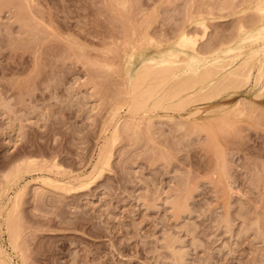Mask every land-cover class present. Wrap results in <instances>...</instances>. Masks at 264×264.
<instances>
[{"label":"rangeland","instance_id":"374dc122","mask_svg":"<svg viewBox=\"0 0 264 264\" xmlns=\"http://www.w3.org/2000/svg\"><path fill=\"white\" fill-rule=\"evenodd\" d=\"M130 1L132 4L129 11L117 12L110 0H34L36 18L44 19L54 32L50 34L45 28L41 33L36 31L38 34L34 32V41L28 43L24 38L21 41L27 43L20 45L17 44L20 40L18 32L15 33L18 26L15 28V24L13 27L12 24L11 27L5 25L8 22L2 15L5 20L0 21V116L3 115V118L0 117V177L3 170H7L20 156L40 157V160L44 157V160L51 158L48 161L56 157L58 163L72 174L88 170V162L95 154L99 141L100 124L105 117L103 114H106L104 110H108V98L103 99V103L99 94L105 91V95H110L111 92L113 94L112 87L115 86L113 90H116L114 83L118 80L115 76L117 74H111L107 65L117 61L111 68L116 71L114 65L120 64L122 51L131 40V33L133 36L139 32V36L145 30L149 36L155 34L153 37H173L184 22L185 9L188 10L191 6V11H194L204 0ZM216 1L218 4L220 0ZM110 7H113L112 10ZM200 9L205 11L199 6L194 12ZM140 10L143 11L139 12ZM212 12L216 17H225L207 22L209 33L211 31L210 34L207 33V38L217 30L213 27L220 26L218 29L222 33L229 26L228 22L231 24L232 19H235V16H227L230 13L227 14L228 11ZM143 18L147 24L142 23ZM215 21L220 22L213 24ZM143 24L145 25L142 26ZM14 38L15 41L11 40ZM12 41L18 45L17 48L11 45ZM119 67L120 65L117 71ZM89 78H93L94 83ZM249 95L250 92L244 89L229 94L223 100L232 104L239 99L237 97L248 98ZM88 98L96 100L97 105L106 104V108L101 105L102 112H97L100 115L94 114V120L89 119L93 116H90L92 112L83 106ZM2 104L7 106L3 107ZM207 106H199L201 114L198 113L196 119L198 124L210 126L213 132L209 127L210 131L206 129L207 133L200 130V133L189 137L180 136L177 138V141L180 140L178 142L169 137L167 145L174 153L166 151V156L171 153L176 161H169L172 164H168V168L167 164L161 162H157V166L151 165V155L146 152L145 142L130 149L124 141L122 144L128 149L118 145L112 160V171L104 174L85 192L79 193L80 196L73 195L74 198L71 196L65 201L54 194H47L48 196L41 198L42 202H37L35 200L41 199L32 198V187L37 184L34 186L31 183L24 200L27 203L22 207V217L26 221L24 229L27 228L24 230L25 242L22 245L27 251V264H171L166 261L169 258L168 251L157 241L164 231L175 234L179 232L177 234L184 240L183 250L187 252L186 264H264V128H261L264 127V121H261L264 120V110L255 114L258 116L257 120L242 118L239 122L244 123V130L242 124L237 123L241 128L235 124L238 129L237 126L233 129L238 131L234 132L230 128L233 134H228L226 129L221 134L218 130L216 132L213 122L210 121V125L206 122L203 109ZM162 123H157L156 126L162 127L161 131L165 129L168 132L169 123ZM166 124L169 126H165ZM13 127L19 128L16 134V131H11ZM214 132L216 134L212 135ZM162 133L168 134L164 131ZM210 135L214 137L213 140L216 139L214 141L217 145L210 140ZM173 143L177 146H173ZM119 151L123 153L120 154ZM213 166L217 171L221 168L222 172H214ZM176 167L185 168L181 177H173ZM188 168L190 174L186 173L189 172ZM225 169L230 177H224L223 173H227ZM134 170L138 177H134ZM195 173L198 174L194 175ZM205 173L207 176L215 174V177H204ZM33 176L34 174L26 177ZM135 178L140 183L137 184ZM225 178L232 187L231 192L228 185L225 186ZM171 183L178 185V188L187 184L188 188L196 189V192L193 189L190 200L193 214L189 216L192 226L194 225L193 236L197 240H194L193 245L191 241L194 237L192 239L190 234L175 229V222L165 213V207H160L159 211L146 212L132 200L131 195L135 193L137 196L144 188L150 194L159 185L168 187ZM29 192L32 194H28ZM239 198V203H245L244 209L249 211L247 213L245 210L250 216L247 217L248 221L249 218H260V229L251 227L252 230H257L254 231L256 234L247 229L245 221L243 224L241 218L237 217ZM65 217L67 220V217L71 219L66 220L67 224L63 223ZM226 218L232 226L229 227L230 234L217 228L219 221ZM61 221L63 225L59 223ZM252 222L246 224L250 226ZM240 228L246 230L244 235L239 233ZM257 232H261V236ZM237 234L241 236L238 237Z\"/></svg>","mask_w":264,"mask_h":264},{"label":"bare ground","instance_id":"6f19581e","mask_svg":"<svg viewBox=\"0 0 264 264\" xmlns=\"http://www.w3.org/2000/svg\"><path fill=\"white\" fill-rule=\"evenodd\" d=\"M110 1L115 8L114 10L117 12L126 10L129 11V8L131 7L130 4H132L130 0ZM191 1L193 2V0ZM215 1L216 0H204L200 3L202 6L199 4V6L206 12L201 9L194 12L199 9L197 3L196 5L198 6V9L196 8L194 11H191V6H189L190 10L185 9V13L183 12L184 20L181 19L184 22L180 26L178 24L180 28L177 32H175V34L173 33V37L167 38L166 35L165 38H160V36L153 37L155 34H153V36H149L145 30L140 32L139 36H137L139 32L138 34H133V36L131 33V40L126 43L124 50L121 48L123 51L120 64L118 62L120 65L118 71L117 67L119 65H114V68L116 66L115 70L117 73L111 69L113 68L112 66L115 62L114 59H116L115 56H117V54H115V56L113 55V57H115L113 59V64L110 63V65L108 64L107 66H109L108 70H111V74H113V72L117 74L115 76L118 77V80L115 79L117 82L114 83L116 85V90H113L115 89L114 86L112 87V91H114L113 94L111 92L112 95H105L107 91H105V93L100 92V96L98 95L101 101L108 98L106 99L108 102L105 100L106 104L108 103V108L105 107L106 104L105 106L104 104L97 105L96 100H93L92 98L89 100L90 96L83 103V106H85L90 113L92 112L91 114L89 113L90 116L93 115L89 118L90 120L92 117L95 118V116L100 115L98 114L100 113L98 111H101L102 106L108 109L106 111L104 110L106 114H103L105 117L102 118V124H100L99 141L96 144L95 154L92 156L90 162H88V170L85 169L86 171L80 174H72L71 171H68L69 169H65L58 163L55 156V158L51 161H48L51 158L44 160V157L43 160H40V157L37 159L36 157L23 156L22 154L20 155L23 157L20 156L18 158L17 156L18 159H16L15 156L14 158L16 160H14L11 165L6 168L7 170H3L0 177V264L28 263L26 255L27 251L23 248L25 242V240H23L25 233L24 230L27 228L24 229V223L26 221L22 217V215L24 216V214H22V207L26 202L24 200H26L25 197L27 196V191H29L28 189L32 185L31 183H34V186L37 184L35 187H32V189L34 188L33 191L31 189L33 193L32 198L34 199H43L47 194H54L55 197H58V199L63 198L62 200L65 201L66 198L71 196L74 198L75 195L89 189L98 179L104 177V174L112 171V160L115 152L118 149V145L121 144L123 147L126 146L122 144L124 141H126L129 148H134V146L139 145L138 143L145 142L146 152H150L149 154L151 155L149 158L151 165L157 166L156 163L161 162L163 164H167L166 167L168 168L172 164V162L170 164L169 161L174 159L170 155L174 152H172L171 148L167 145L169 137L172 141H177V138L180 136L189 137V135L197 133L200 130L206 132V129H208V131H210V126L207 127L204 126V124L200 125L196 119V115L201 112V108L199 106L202 104H204V106L208 105L206 109L202 108L205 111L206 122L208 124L210 121L213 122V126H215V129L217 128L216 132L218 130L221 134L225 131V129L228 134H230V128L233 129L234 126V128H236L238 125L237 123H240V125L243 123L239 122L242 118L246 117L247 119L249 118L253 121L255 119L257 120L258 116L255 114L259 111L263 112L262 110H264V0H218V4H216L217 1L216 3ZM34 4V0H0V21L4 16V18L6 17V22L9 23L5 25H8V27L10 25L11 27L12 24L13 27L15 24V28L18 26L17 28L19 31L15 30V33L18 32L20 40L17 44L19 43V45L22 43L24 44L27 40L29 41L28 43H30V41H34L33 39L35 34H38L36 31L41 33L40 31L43 32L44 28L50 34L51 32H54V30H51L49 27V23L47 24L44 22V19L42 20L37 17L39 19L38 20L36 18L34 13ZM212 10H216L220 13L228 11L227 14L229 12L230 13L227 16H235V19L234 21L232 19V25L228 22V28L226 27V30H223L222 33L221 30L218 29L220 26L218 28L213 27L217 30L213 31V33L207 38V36L211 33V31L210 33L208 31L209 26L207 25V22L225 17L214 16ZM141 11L143 10H140L139 12ZM139 14L144 16L142 13ZM126 15H128V13ZM5 19L2 20L4 21ZM142 20V23H145L144 18ZM216 22L217 21L213 24ZM139 23L142 24L141 22ZM188 27H190L189 31ZM157 34L159 35V33ZM16 38L18 39L17 35ZM24 38L26 41L22 42L21 39L23 40ZM11 40L15 41V38ZM13 41V44L10 42L11 45H15V47L18 46ZM112 76L114 77V75ZM92 82L94 83V81ZM244 89L250 92L248 98L246 96L241 98L237 97L239 99L234 103H232L231 100L232 104L224 102L223 99L229 94L238 93L240 90L244 91ZM97 91L99 92V90ZM97 91L96 93H98ZM109 92L110 91H108V93ZM103 103L105 102L103 101ZM5 104H2V106L6 107L7 105ZM97 108L101 109L96 110ZM95 110L96 113H93ZM94 114L96 115L94 116ZM2 116L3 115L0 117ZM252 120L249 121L251 122ZM261 121L263 122L264 120ZM160 122H163L162 124L169 123L170 126L167 124L165 126H169L170 130L168 127V132H165L166 130L163 129L164 133H168L167 135L162 133V127L160 128L159 126L158 128L156 126L157 123ZM162 124L159 125L162 126ZM239 127L241 128V126ZM252 127L253 126H251V128ZM17 128L18 127H13L11 131H16V134L18 132ZM242 130H244V126ZM233 131L231 132L232 134L238 130ZM205 132L204 134L207 133ZM211 132H213L212 129ZM214 134L216 133L214 132L212 135ZM212 135L209 136L211 137L210 140H213L214 138ZM221 137L222 135L219 136L220 139ZM206 139L208 138L206 137ZM206 141L208 140H205V142ZM214 143L216 144L215 141ZM213 144H211L212 147ZM173 146L177 145L173 143ZM207 146H209V144ZM123 147H121V149ZM215 147V149H217V146ZM174 148L177 150L176 147ZM166 151L171 152L170 154L168 153L170 157L166 156ZM121 152L119 151L120 154ZM176 152L177 151H175V153ZM173 156H176V154ZM174 160L176 161V159ZM168 164L170 165L168 166ZM178 167L174 169L175 175L173 174V177H181L183 169V172H185V168L179 169ZM189 168L187 169L188 171ZM215 171L217 170L214 168V172ZM220 171L221 168L217 171V173H220ZM227 171L228 170L225 169V172ZM186 173L190 174V171H186ZM206 173L204 177H215V174L207 176ZM228 173L229 172L223 173L224 177H230ZM32 174H34L35 177H26L31 176ZM133 174L134 177H138L136 170H134ZM197 174L195 173L194 175ZM223 174L220 175L223 176ZM220 175L217 176L220 177ZM227 180L225 178V183L228 182ZM138 183H140V180L137 181V184ZM208 183H210V179ZM228 183L225 186H227ZM185 185L183 188H178V185L175 186L173 183H171L168 187L159 185L155 192L150 193L152 195L148 194L149 192L144 188L143 192H140V194L137 193V196L134 193L131 197L133 198L132 200H134L135 203H138L146 212L159 211L160 207H165V213L169 214L170 218L175 222V229L183 231L188 235L190 234L193 239L194 225L192 226V220L189 219L191 218L189 216L193 214L190 207V200L193 195V189L194 192H196V189H191L192 187L188 188L187 184ZM191 185L193 186V184ZM195 186L197 187V184ZM227 187L232 189L229 185ZM32 193L29 192L28 194ZM78 196H80V194ZM42 199L35 201L42 202ZM239 200L240 198L237 202V205L239 206L236 211L237 217L241 218V222L243 224L245 221V226H248L247 229L249 228L250 231L254 232L255 229L259 230L260 220L258 219L260 218L258 217V219H255L254 217L253 219L255 220L253 222V219L251 220V218H249V221L252 223L250 226L246 224V222L250 224L247 220V217H250L247 214L249 211L247 212L246 208L244 209L243 205L245 203L242 205V203H239ZM35 201L33 202L36 203ZM59 201L62 202L61 200ZM37 204L36 207H38ZM61 214L63 215V212ZM245 214H247V216ZM67 218L71 221L69 217ZM226 219L219 221V224L217 223L218 226H216L217 228L224 229L226 233H229V227L232 226L229 224L230 222H228L229 219ZM64 220V222L61 221L59 223L63 222L64 224H67L66 217ZM243 224H241V226ZM246 227L244 228L246 229ZM251 227H255V229L252 230L253 228ZM241 228L239 230H241ZM246 230L242 229L239 233L244 235ZM177 233L175 234L164 231L161 234V238L156 240L159 241L168 251L169 258H167L166 261L168 260L171 264H186L187 252L183 250L184 240H182V237H180ZM257 233L260 235L261 232ZM257 236L258 234L256 237ZM259 237L257 238L259 239ZM195 238L196 237H194L193 241H191L192 245L194 244V240L197 241ZM195 243L198 244L197 242Z\"/></svg>","mask_w":264,"mask_h":264}]
</instances>
